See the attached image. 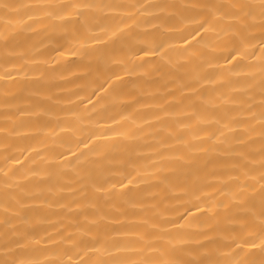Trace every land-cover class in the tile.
Instances as JSON below:
<instances>
[{"label": "bare ground", "instance_id": "obj_1", "mask_svg": "<svg viewBox=\"0 0 264 264\" xmlns=\"http://www.w3.org/2000/svg\"><path fill=\"white\" fill-rule=\"evenodd\" d=\"M0 264H264V0H0Z\"/></svg>", "mask_w": 264, "mask_h": 264}]
</instances>
